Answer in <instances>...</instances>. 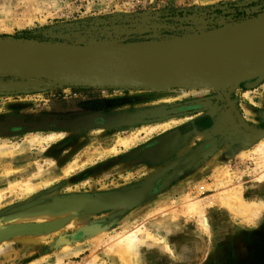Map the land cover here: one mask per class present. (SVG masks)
I'll return each mask as SVG.
<instances>
[{"label":"rangeland","instance_id":"obj_1","mask_svg":"<svg viewBox=\"0 0 264 264\" xmlns=\"http://www.w3.org/2000/svg\"><path fill=\"white\" fill-rule=\"evenodd\" d=\"M243 13L245 18L235 20ZM261 20H264V0H0L1 38L84 47L96 55L114 53L150 64L236 56L255 46L249 42L246 46L217 43L213 38L220 32ZM47 82L34 77L0 76V191L4 194L0 216L28 200L20 189L10 191L20 180L48 183L38 195L47 196L48 203L72 202L73 209L79 207L73 210V216L88 215L85 223L61 232L42 233L62 235L63 253L82 243L83 249L74 255L87 249L73 260L65 262L57 257L48 264H120L98 240L84 243V239L77 238L81 229L91 225L103 226L104 240L111 243L125 232H134L142 240L131 248L136 264H198L206 257L204 264H230L231 255L218 252L230 241L241 248L237 254L242 257L240 260H249L251 250L247 246L250 247L251 235L242 229H230L225 222L235 219L220 214L212 229L210 220L221 211L219 207L209 208L205 222L210 228H206L196 215L188 217L187 199H198L206 186L217 190L224 181L219 176L225 168L234 181H246V175H251L246 185L256 182L254 178L260 169L253 151L263 139L254 136L252 149L251 143L246 146L250 150L223 166L217 162L219 156L214 150L205 154V145L209 143L188 140L185 138L188 134L182 137L181 127L174 128L178 122H169L183 117L186 121L194 120L207 111L211 113L216 106L220 109L213 112L215 128L224 127L225 114L237 120L231 109V105L238 108L237 98H226L233 87L95 89L55 87ZM59 97L84 104L102 98L105 108L100 112L78 109L61 115L53 112L58 109L53 99ZM205 102L209 106L200 108ZM173 108L181 112L147 117L152 112ZM98 118L108 124L100 126ZM205 132L198 133V137H207L208 133L203 136ZM174 133L177 141H169ZM52 134L62 138L39 145L37 140ZM26 140L34 141L27 144V153L5 155L9 148H17ZM170 170L174 172L169 173ZM152 212L157 216H152ZM253 234L256 237L259 232ZM12 244L16 245H12L15 253L12 258L0 255V264H23L30 258L26 257L29 249L40 248L42 242L40 246ZM256 256L253 252L247 264H263Z\"/></svg>","mask_w":264,"mask_h":264},{"label":"water","instance_id":"obj_2","mask_svg":"<svg viewBox=\"0 0 264 264\" xmlns=\"http://www.w3.org/2000/svg\"><path fill=\"white\" fill-rule=\"evenodd\" d=\"M0 76L34 77L48 80L47 84L55 87L95 89L179 90L231 86L233 88L226 93L229 98L230 92L241 83L264 76V44L259 49L241 51L231 57L150 64L124 59L114 53L96 55L84 47L0 37ZM231 109L242 130L264 136V128L243 124L239 109L233 105ZM179 112L181 110L173 108L152 112L147 117L172 116Z\"/></svg>","mask_w":264,"mask_h":264},{"label":"bare ground","instance_id":"obj_3","mask_svg":"<svg viewBox=\"0 0 264 264\" xmlns=\"http://www.w3.org/2000/svg\"><path fill=\"white\" fill-rule=\"evenodd\" d=\"M213 40L217 43L233 42L237 44H242V46H246V44L249 42V44H253L255 46L253 48H249L248 50L245 49V52H248L249 50L251 51L252 49L253 50L259 49V47L263 45L261 43L264 42V20L257 21L251 24L237 26L234 27L233 29L220 32L218 35H216L213 38ZM233 55H229L226 57H231ZM220 88L223 87H214V89H220ZM190 89H195V88H190ZM201 89H206V88H201ZM96 121L102 127L108 124L107 122L104 121L103 118H98ZM242 122L243 124L247 123L244 119ZM207 133L208 132H205L203 136H207ZM60 138H62L61 135L52 134L47 138L39 139L37 141L40 146H43V144L45 143L56 142ZM260 138L263 140L258 144L257 148H255V150L253 151L256 158L258 157L257 164L260 169L259 173H257L254 178L256 179V182H259L262 179H264V136L263 137L260 136ZM33 142H34L33 140L31 141L26 140L24 144L20 145L17 148L14 147L9 148L5 152V155L7 156L23 155L29 151V150L28 151L25 150L27 148V144ZM225 169L223 170L222 174L219 176V177L222 176L224 181H222V183L219 184L220 186H218L219 188L217 190L215 189L213 190L211 187L206 186L205 191L201 193V196L198 199L196 200L187 199L188 211L190 213L188 217L190 218L192 215L193 216L196 215L197 219L199 218L206 228H208L207 223L205 222L207 217L206 213L209 208L219 207L221 209H227L230 213H233L238 217H245L244 219L249 223L251 222L254 223L261 214L262 204L256 200L252 202L248 201V199H246L245 197L246 183L247 181H249L247 179L248 178L250 179L252 176L246 175V181H243L242 179H237L236 181H234L230 172L227 169L225 171ZM47 184L48 183L34 184L29 180H20L17 181V183H15L13 186H11L10 188L11 192L20 189L22 194L28 196V200L26 202L20 203L16 207L13 206L12 208H9L8 210L5 211L4 215L0 216L1 219L0 220V250L5 244H8L10 240H12L13 243H16L20 246H25V245L40 246L43 238L46 237L42 234L43 232H50V231L61 232L66 230L67 228H71L73 226L82 224L83 222L85 223V221L88 218V215H84L81 217L78 215L76 217V215H74L75 216L74 217L73 210H75V208L78 206L76 207L74 206L73 209L72 202L70 204L69 201H67L68 203L67 205H65L62 202L48 203L46 201L47 196L45 195L42 196L41 194L38 195L39 191H41L44 187H47L46 186ZM1 193L2 192L0 191V202L3 201L4 199V194ZM159 211H161V209H159ZM156 212L154 213L152 212V216ZM105 233L106 231L103 226L91 225L81 229V231L77 234V238L84 239V243H86L87 240L90 239L98 240L99 242H101L100 245L104 244V246L107 247V251L113 254L114 256H116L117 258H119L123 262V264H133V255L131 254V248H133L137 243L141 242L142 240L136 237L134 235V232H129V233L125 232L126 234L123 235L121 238L116 239V237H114V239L116 240L112 239L113 237H111V240H114V242L111 243L112 241L109 242L104 240ZM109 243L111 244L109 245Z\"/></svg>","mask_w":264,"mask_h":264},{"label":"crops","instance_id":"obj_4","mask_svg":"<svg viewBox=\"0 0 264 264\" xmlns=\"http://www.w3.org/2000/svg\"><path fill=\"white\" fill-rule=\"evenodd\" d=\"M245 88V89H244ZM236 96L237 100V106L239 108V111L241 112L244 119L252 126L257 128H264V76L261 78H257L253 81H251L249 84L246 85H239L237 88H234L230 92V98H234ZM213 102V101H212ZM107 109L110 107V101H107L106 103ZM220 109V106L213 107L211 109V113L208 111L203 114V116H200L198 118H195L194 120L186 121V117L175 120H169V122H178L177 126L181 127V135L186 136L187 134L189 137H185L188 140L195 139L196 141H205V154L215 151L214 154H218V160L217 162L223 164L225 166L226 164H231L230 162L235 159L236 156H240V153L243 151L250 150L249 148L246 149V146H251V143L253 146L251 149L255 146L254 141V135L245 132L242 130L237 121L234 117L225 114L226 115V122L224 124V127L219 128L215 125L217 122H215L216 117L214 116L213 112H218ZM190 126V127H186ZM180 131V130H179ZM208 132V136L205 138H199L198 133L200 132ZM171 135V134H170ZM176 133L172 134V136H169V141H175ZM177 141V140H176ZM246 143V145L244 144ZM214 146V147H213ZM209 150V151H208ZM208 151V152H207ZM201 166V165H200ZM199 166V167H200ZM205 169V168H204ZM174 172L173 170H170L169 173ZM245 197L248 199V201H259L262 204V210L259 218L254 223H247L243 221L240 218L234 217L233 214L221 210L219 208L218 210L221 211L219 214L215 213L213 215V219L210 220V223L212 224V229H215L217 220H219V215H223L227 217L228 219L232 220L235 219L236 221L229 222L228 220L225 221L228 223V227L230 229H242L245 230L251 235L249 239L251 238V244L250 247L247 246L250 250H253L252 252L256 253L259 259L264 264V180L262 182H251L249 185H246V192ZM3 212V210H0V214ZM220 215V216H221ZM222 216V217H223ZM1 220V219H0ZM222 222V221H220ZM234 222V223H233ZM208 228H210V225H207ZM259 232L258 235L253 234L254 232ZM62 235L58 236L55 234H52L50 236H46L44 240H42V244L40 248H32L29 249L27 259L23 264H48L52 260L56 259L57 257L63 258V261L66 262V260H73L77 257H80L82 254H85L87 252V249H84L80 251L78 256H75L74 254L76 251H79L83 249V243L81 246H74L72 247L67 253H63L62 248L64 246V240L61 237ZM48 237V238H47ZM248 239V240H249ZM234 242V241H233ZM12 240L5 244L2 249L0 250V255L10 256L12 258L13 254L15 253L13 250L16 245L12 244ZM14 245V247H12ZM85 245V244H84ZM215 252L218 251V246L215 245ZM241 248H239V245H236L235 243H232V241L229 242V245L221 246L219 249V253H227L230 254L228 258L231 259L230 264L242 262L244 264L249 263L250 258L252 255H249L250 258L247 260H240L242 258L240 255H237L240 253ZM242 253V252H241ZM256 256V257H257ZM116 257V256H115ZM209 257V256H208ZM248 257V255L246 256ZM116 259L120 262V264L123 262L116 257ZM207 257L202 260L204 262H199L198 264H204L207 261ZM8 261V260H7ZM5 261V262H7ZM3 262V263H5ZM72 262V261H71ZM150 264H156L153 262H149ZM110 264V263H109ZM133 264H136L133 259ZM145 264V263H144Z\"/></svg>","mask_w":264,"mask_h":264},{"label":"trees","instance_id":"obj_5","mask_svg":"<svg viewBox=\"0 0 264 264\" xmlns=\"http://www.w3.org/2000/svg\"><path fill=\"white\" fill-rule=\"evenodd\" d=\"M242 18H245L244 13L239 14L238 18L235 20H241ZM53 101H54V104L58 106V109H54L53 112L57 114H61V115H69L78 109L100 112V111H103L105 108L104 107L105 102L102 98H96V99L93 98L90 102H87L86 104L80 103L78 101L68 102L62 97H59L56 99L54 98Z\"/></svg>","mask_w":264,"mask_h":264},{"label":"flooded vegetation","instance_id":"obj_6","mask_svg":"<svg viewBox=\"0 0 264 264\" xmlns=\"http://www.w3.org/2000/svg\"><path fill=\"white\" fill-rule=\"evenodd\" d=\"M253 250H251V255L253 254V252H252Z\"/></svg>","mask_w":264,"mask_h":264}]
</instances>
